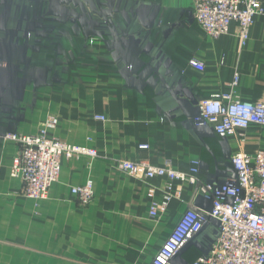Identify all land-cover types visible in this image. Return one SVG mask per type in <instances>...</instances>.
<instances>
[{"label": "crops", "instance_id": "crops-1", "mask_svg": "<svg viewBox=\"0 0 264 264\" xmlns=\"http://www.w3.org/2000/svg\"><path fill=\"white\" fill-rule=\"evenodd\" d=\"M256 1L263 13L242 46L235 23L205 36L193 0H0V264H150L193 188L135 178L116 162L188 173L199 161V178L222 184L236 175L231 154L264 151V126L220 137L189 122L217 95L264 102V0ZM51 117L48 138L98 157L62 158L58 182L36 201L10 176L19 148L3 135H36ZM87 182L93 199L81 205L71 188ZM168 183L171 201L153 219L150 203ZM192 204L210 208L203 196ZM217 236L212 223L171 264H192Z\"/></svg>", "mask_w": 264, "mask_h": 264}, {"label": "built area", "instance_id": "built-area-1", "mask_svg": "<svg viewBox=\"0 0 264 264\" xmlns=\"http://www.w3.org/2000/svg\"><path fill=\"white\" fill-rule=\"evenodd\" d=\"M262 13L261 3L256 0H193L191 7V19L205 36L217 39L227 35L231 24L235 23L242 46L248 39L254 18ZM189 66L203 71V65L196 60H191ZM96 119L105 120L103 117ZM189 122L194 127L208 126L220 137L238 136L251 124L264 126V102L252 104L231 95H217L201 100L197 115ZM57 123V119L51 117L39 133L32 136L3 135L4 140L16 143L19 148L9 172L12 178L21 180L23 195L29 199H47L51 186L58 182L62 158L98 157L90 148L48 138V131ZM230 161L235 178L222 184H209L199 178V161L192 163L188 173L177 172L169 166L154 167L145 161L116 162L117 169L135 178L161 177L170 182L189 183L193 188L189 207L150 264H171L212 223L217 226V239L192 264H264V151L253 155L238 151L231 154ZM171 191L168 183L161 200L150 203L151 218H157L167 209L173 195ZM71 193L81 205H88L93 199L91 182L71 188ZM196 196L209 200L210 208L192 204Z\"/></svg>", "mask_w": 264, "mask_h": 264}, {"label": "rangeland", "instance_id": "rangeland-1", "mask_svg": "<svg viewBox=\"0 0 264 264\" xmlns=\"http://www.w3.org/2000/svg\"><path fill=\"white\" fill-rule=\"evenodd\" d=\"M49 119H50V118H49ZM47 120H48V119H47ZM47 120H46V121H47ZM46 121H45V122H46ZM45 122H44V123H45ZM43 125H44V124H43ZM42 127H43V126H42Z\"/></svg>", "mask_w": 264, "mask_h": 264}]
</instances>
